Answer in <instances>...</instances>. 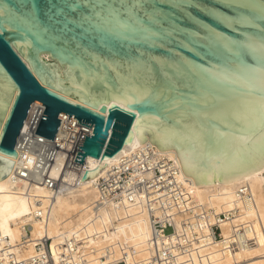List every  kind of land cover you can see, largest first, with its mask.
I'll list each match as a JSON object with an SVG mask.
<instances>
[{"label":"water","instance_id":"1","mask_svg":"<svg viewBox=\"0 0 264 264\" xmlns=\"http://www.w3.org/2000/svg\"><path fill=\"white\" fill-rule=\"evenodd\" d=\"M32 104L49 140L59 114L92 127L80 181L144 134L196 186L251 176L264 170V0H0V180Z\"/></svg>","mask_w":264,"mask_h":264},{"label":"bare ground","instance_id":"2","mask_svg":"<svg viewBox=\"0 0 264 264\" xmlns=\"http://www.w3.org/2000/svg\"><path fill=\"white\" fill-rule=\"evenodd\" d=\"M144 137L146 141L132 150L124 145L122 156L106 160L93 179L52 199L43 187L15 180L13 167L0 180V264L13 259L35 264L32 260L39 254L34 243L42 237L51 240L54 264L78 261L81 250L68 252L69 247L62 253L70 257L64 262L60 259L59 242L72 237L95 247L83 256L84 264H264V170L228 184L196 186L183 174L174 149L160 151ZM20 145L21 139L17 150ZM88 161L89 156L83 163L86 169ZM145 162L149 170L139 179L149 178L156 184L158 178L151 167L162 162L160 171L172 174V179L161 176L166 185L171 184L170 190L158 191L146 184L140 192L102 197L101 178L116 179L120 171ZM66 179L70 182L72 175ZM166 214L171 215L174 232L164 237L154 221L162 224ZM214 224L220 229V240L212 235ZM164 241L183 246L169 247L167 253Z\"/></svg>","mask_w":264,"mask_h":264},{"label":"built area","instance_id":"3","mask_svg":"<svg viewBox=\"0 0 264 264\" xmlns=\"http://www.w3.org/2000/svg\"><path fill=\"white\" fill-rule=\"evenodd\" d=\"M43 109V106L39 104H32L29 109L27 118L17 140L18 143L21 139V145L18 150L16 149L17 161L14 166L13 178L15 180L23 181L27 186L35 185L43 187L50 191L52 199L53 196L59 193H66L74 187H78L80 184L81 177L86 168L83 164L81 165L73 161L77 152L81 151L80 149H77V145L82 133L91 136L92 127L79 124L77 123V119L65 114H59V127L53 140H49L35 134ZM58 157L61 159L58 160ZM124 164L125 162L123 165ZM162 164V162H157L151 167L154 169L155 177L158 178L156 184H154L149 178L141 177V179H139L140 176H143L140 175L141 173L149 170L150 165H148L147 162L143 163L140 167H127L125 170L119 172L116 179H113V176H110L109 178H101V182L98 183V186L102 197L110 195L111 197L116 198V195H121L123 191L126 193H131L132 190L140 192L146 184H148V186L151 185V187H154V189L158 191L169 188L168 186L171 184L166 185V179H172V174L160 171L159 168H162ZM69 174L72 175L70 182L66 179ZM162 175H165L166 179L161 177ZM164 216L162 224L161 220L154 221V227L165 237L174 232V225L172 223L171 215L166 214ZM219 217L220 219H223L224 215H220ZM26 231L29 233L28 226H26ZM211 231L214 239L220 240V229L218 225H211ZM50 242V239L42 237L34 243V247L37 251L36 253L39 255L33 258V263L40 264L44 261L54 264L52 261L54 253L50 249ZM87 242L84 239L76 240L75 237L64 239L59 242V245L61 246L60 252H64V247H69L68 252L81 250V255H79L78 261L75 262V264H84L85 259L83 256L86 255L87 252H93V249L95 248L92 243L88 246ZM166 245H168L165 248L167 253H169V247L181 248L183 246L178 242L167 243L164 241V246ZM69 257L70 255L68 253H62L60 258L61 262H64L65 259ZM101 259H104V257H101ZM21 262L22 261L14 262L13 259L8 261L7 264H22ZM64 264L72 263L67 260ZM119 264L123 263L119 262Z\"/></svg>","mask_w":264,"mask_h":264},{"label":"trees","instance_id":"4","mask_svg":"<svg viewBox=\"0 0 264 264\" xmlns=\"http://www.w3.org/2000/svg\"><path fill=\"white\" fill-rule=\"evenodd\" d=\"M178 158V157H177ZM179 160V159H178ZM180 163V162H179ZM181 166V165H180ZM184 174V173H183ZM185 175V174H184ZM186 176V175H185ZM187 177H189V176H187ZM190 178H192V177H190Z\"/></svg>","mask_w":264,"mask_h":264}]
</instances>
